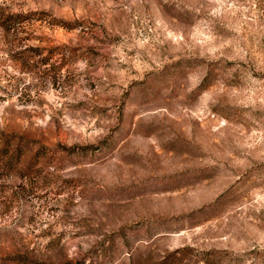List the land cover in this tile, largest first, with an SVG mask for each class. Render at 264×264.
Masks as SVG:
<instances>
[{
    "label": "rangeland",
    "instance_id": "rangeland-1",
    "mask_svg": "<svg viewBox=\"0 0 264 264\" xmlns=\"http://www.w3.org/2000/svg\"><path fill=\"white\" fill-rule=\"evenodd\" d=\"M41 9L0 26V264H264V0H0Z\"/></svg>",
    "mask_w": 264,
    "mask_h": 264
},
{
    "label": "trees",
    "instance_id": "trees-1",
    "mask_svg": "<svg viewBox=\"0 0 264 264\" xmlns=\"http://www.w3.org/2000/svg\"><path fill=\"white\" fill-rule=\"evenodd\" d=\"M32 18L44 19L52 24H60L63 26L71 27V23L67 21H64L62 19H57L56 17H47V13L43 9L29 10L25 12H21V11L9 12V13L0 12V26L3 29V31L7 34L14 25L19 24L26 19H32ZM31 54H35V53L31 52ZM24 55L18 56L16 58H23L25 57ZM15 137L16 134H12L0 130V178L12 176L14 172H16V170L20 169L21 158L25 152L26 147L22 143L21 139H19L18 141H16V143L13 144V139ZM46 148L47 146L45 145L40 146V149L37 150V153L40 154L41 152H43L41 151V149L45 150ZM27 167H31V166H27ZM27 174H28L27 172L22 173L20 174V176H25ZM15 193H16L15 190L11 189L10 194L15 195Z\"/></svg>",
    "mask_w": 264,
    "mask_h": 264
}]
</instances>
